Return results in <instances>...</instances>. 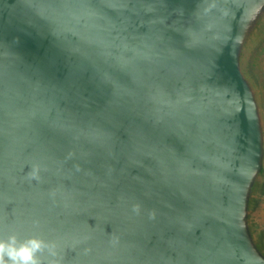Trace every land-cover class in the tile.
I'll use <instances>...</instances> for the list:
<instances>
[{"label":"water","instance_id":"1","mask_svg":"<svg viewBox=\"0 0 264 264\" xmlns=\"http://www.w3.org/2000/svg\"><path fill=\"white\" fill-rule=\"evenodd\" d=\"M30 241L264 264V0H0V245Z\"/></svg>","mask_w":264,"mask_h":264},{"label":"clouds","instance_id":"2","mask_svg":"<svg viewBox=\"0 0 264 264\" xmlns=\"http://www.w3.org/2000/svg\"><path fill=\"white\" fill-rule=\"evenodd\" d=\"M41 244L38 241H30L29 244L19 250L7 251L0 245V264H6L4 259L7 255L10 264H38L35 254L40 250Z\"/></svg>","mask_w":264,"mask_h":264}]
</instances>
